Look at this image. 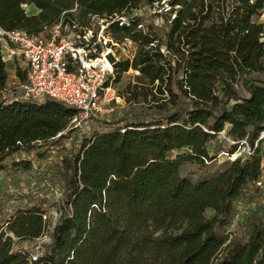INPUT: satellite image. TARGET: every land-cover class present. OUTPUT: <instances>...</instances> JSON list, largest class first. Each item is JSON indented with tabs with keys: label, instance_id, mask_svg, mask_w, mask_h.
Returning <instances> with one entry per match:
<instances>
[{
	"label": "trees",
	"instance_id": "16d2710c",
	"mask_svg": "<svg viewBox=\"0 0 264 264\" xmlns=\"http://www.w3.org/2000/svg\"><path fill=\"white\" fill-rule=\"evenodd\" d=\"M154 3L170 6L168 25L154 20ZM263 10L264 0H0V28L29 35L105 19L114 41L137 46L113 82L133 68L172 104L72 127L76 110L59 101L1 98L0 53V264H264V227L245 242L231 229L237 204L263 191ZM15 75L25 81L21 66ZM221 131L236 144L247 137L252 154L209 178L182 176L183 162L204 166L223 151ZM50 187L65 199L44 242Z\"/></svg>",
	"mask_w": 264,
	"mask_h": 264
},
{
	"label": "built area",
	"instance_id": "2783aa9c",
	"mask_svg": "<svg viewBox=\"0 0 264 264\" xmlns=\"http://www.w3.org/2000/svg\"><path fill=\"white\" fill-rule=\"evenodd\" d=\"M112 21L123 24L125 18L115 16ZM108 24L105 19H100L96 29L91 25L82 31H72L68 26L62 29L58 23L47 30L46 37L0 28L3 61H20L24 65L26 78L19 83L20 99L41 101L50 98L74 108L76 113L70 120L72 127L84 126L107 112L106 105L115 93L112 84L115 66L121 59L119 50L126 47L125 43L119 44L112 39L107 32ZM60 31L65 34L60 36ZM68 31L71 33L67 34ZM219 136L225 138L224 131L219 132ZM260 139L264 140V130L259 135ZM239 145L243 147L242 158L252 154L247 137L239 140ZM233 154L231 160L238 157L232 159ZM263 178L262 166V174L257 182L261 188ZM43 218H47L46 214ZM39 239L48 242L46 233Z\"/></svg>",
	"mask_w": 264,
	"mask_h": 264
},
{
	"label": "rangeland",
	"instance_id": "374dc122",
	"mask_svg": "<svg viewBox=\"0 0 264 264\" xmlns=\"http://www.w3.org/2000/svg\"><path fill=\"white\" fill-rule=\"evenodd\" d=\"M163 1H161L162 3ZM31 10V7L24 6ZM153 11L158 13V16H154V20L156 23H160L161 25H168L170 20L174 17V13H168L166 10L170 8L169 5L164 3V9H157L156 3L153 5ZM151 12V13H152ZM257 22L263 23L264 25V10L258 17L254 18ZM98 21L92 20V26L96 29ZM71 33L70 31L67 34ZM60 36L65 34L64 32H59ZM47 32L43 34L46 37ZM122 42L125 43V48L119 50L121 61L132 58L134 52L137 49L135 43H133L130 39H122ZM19 65L24 69L23 63L20 61L15 62V66ZM12 66L6 64L7 71V80L5 89L1 93V98L3 99H11V98H20L21 91L19 88V80L15 75V72H11ZM256 75V73H250L248 77ZM264 76V71L261 73ZM140 73L138 70L133 68L128 69L123 72L120 76V80L118 82H113L112 88L114 90V98L109 101L106 105L107 112H105L102 116H99L97 119L102 121H112L117 120L121 117H129L134 119L141 118V105L149 106L156 104H163L164 110L171 109L172 104L169 101L164 102L165 100H160L159 94L152 85L146 83L145 80H140ZM243 92V90L241 89ZM166 95V94H165ZM163 95V96H165ZM159 99V100H158ZM162 99V98H161ZM157 100V101H156ZM228 128V125H225V129ZM74 135L73 133L71 134ZM264 145V140H263ZM262 145V146H263ZM223 151H221L216 159L211 162L205 161L204 166H198L192 162H183L180 167V174L184 177L189 178L191 181L196 182L202 180L204 178H209L221 170L225 169L227 164L231 161V150L235 148L233 153H236L238 158H242L243 147L239 144H236L231 138L225 135ZM264 147V146H263ZM264 152V148L262 149ZM180 153V152H178ZM264 156V153H263ZM262 156V163L264 165V157ZM264 183V178H263ZM22 184V183H21ZM261 188V187H260ZM261 195L257 197L252 203H238L236 208V215L234 217V222L231 225V229L233 230V239L239 242H245L251 233V230L255 224H259L264 227V185L261 188ZM48 191V195L51 201L55 202V206L49 210L46 214L48 229L46 232L48 242L51 240V229L57 223L60 217V209H59V199H65V196L62 192L57 190H52L50 187ZM46 191V192H47ZM214 211L210 209H206L204 212L205 217H211Z\"/></svg>",
	"mask_w": 264,
	"mask_h": 264
},
{
	"label": "crops",
	"instance_id": "0c3cea01",
	"mask_svg": "<svg viewBox=\"0 0 264 264\" xmlns=\"http://www.w3.org/2000/svg\"><path fill=\"white\" fill-rule=\"evenodd\" d=\"M24 5H30L31 7V10H29L28 8L24 7ZM23 5V8L25 9V12L28 14V15H34L36 16L39 12V10L37 8H35L32 4L30 3H26ZM5 64H9L12 66V69H11V72L14 73L15 72V63L13 62H6ZM261 165L264 167L263 163H261Z\"/></svg>",
	"mask_w": 264,
	"mask_h": 264
},
{
	"label": "bare ground",
	"instance_id": "6f19581e",
	"mask_svg": "<svg viewBox=\"0 0 264 264\" xmlns=\"http://www.w3.org/2000/svg\"><path fill=\"white\" fill-rule=\"evenodd\" d=\"M237 153V152H236ZM236 153H234L233 155H232V159H234L235 157H236Z\"/></svg>",
	"mask_w": 264,
	"mask_h": 264
}]
</instances>
